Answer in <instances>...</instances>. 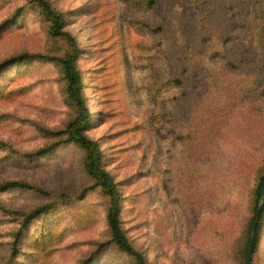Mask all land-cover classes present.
I'll return each instance as SVG.
<instances>
[{
	"label": "trees",
	"instance_id": "obj_1",
	"mask_svg": "<svg viewBox=\"0 0 264 264\" xmlns=\"http://www.w3.org/2000/svg\"><path fill=\"white\" fill-rule=\"evenodd\" d=\"M90 7L103 34L123 25V51L109 54L107 67L100 69V82L110 89L107 101L125 105L135 98L144 104L141 121L122 120L121 131L125 134V128L132 126L149 132L150 127L156 129L154 123L165 122L174 136L171 170H176L182 196L196 204L204 198L208 207H216L224 198L219 195L224 186L212 181L209 165L219 152L222 132L235 123L236 114L247 103L264 92V0H98ZM26 13L42 24L41 40L55 48L59 44V48L54 54V50L24 52L0 63V91L9 69L45 61L62 74L66 98L75 112L64 130H43L49 141L41 149L25 151L0 139V197L16 190L41 191L32 183L6 176L10 168L24 169L32 159L76 150L86 188L74 198L83 206L89 192L97 191L104 199L107 230L106 239L99 240L96 250L77 264H92L106 249L122 264H154L148 252L133 243L124 225L127 200L107 166L111 154L89 135L99 117L91 112L83 93L84 76H88L80 67L84 43L69 29L68 12L57 7L55 0H25L4 20L2 29L16 25ZM119 44L118 39H111L107 50L117 49ZM118 114L123 118V112ZM5 121L0 108V122ZM32 139L37 140V135ZM148 149L157 150L156 143ZM258 172L254 186L231 196L243 200L248 190L253 205L245 234L234 250L233 264H247L250 245L252 264H264V208L254 229L264 186V160L253 170V177ZM61 196L65 201L72 199L68 194ZM7 206L0 198V224L7 234L0 237V264H21L26 257L27 229L50 213L54 204L45 202L25 212Z\"/></svg>",
	"mask_w": 264,
	"mask_h": 264
},
{
	"label": "rangeland",
	"instance_id": "obj_2",
	"mask_svg": "<svg viewBox=\"0 0 264 264\" xmlns=\"http://www.w3.org/2000/svg\"><path fill=\"white\" fill-rule=\"evenodd\" d=\"M97 1L55 0L57 7L68 12L69 29L84 43L80 67L88 76H84L83 93L91 112L99 117L89 135L112 156L107 166L127 200L124 225L133 243L147 251L154 264H233L234 250L245 234L253 205L248 190L243 200L231 196L257 183L260 170L254 177L253 170L264 160V92L247 103L236 114L235 123L222 132L219 152L209 165L212 181L224 186L219 194L224 198L214 208L208 207L204 198L197 199L196 204L192 198L182 196L176 170H171L174 136L165 122L154 123L156 129L150 127L149 132L132 126L125 128V134L121 131L122 120L141 121L144 104H138L135 98L125 105L107 101L110 89L100 82V69L107 67L109 54L123 51L124 33L123 25L109 34L101 32L89 13ZM24 4L25 0H0V63L24 52L54 50V54L59 48V44L55 48L41 40L42 24L28 13L16 25L2 29L4 20ZM111 39H118L120 44L117 49L107 50ZM65 87L60 71L45 61L9 69L0 91V108L6 119L0 122V139L25 151L43 148L49 141L43 130H64L75 112ZM113 106L118 108L113 110ZM118 112H123V118ZM16 131L25 134L19 136ZM35 134L37 140L32 139ZM151 143H156L157 150L148 149ZM5 175L43 191L8 192L0 197L7 209L25 212L45 202L54 204L50 213L27 229L26 257L21 264H77L96 250L99 240L106 239L104 199L97 191L89 192L83 206L74 198L86 188L78 151L66 149L57 155L35 158L24 169L12 167ZM62 194L72 199L65 201ZM88 216L89 220L82 222ZM5 235L0 224V237ZM92 264L122 263L106 249Z\"/></svg>",
	"mask_w": 264,
	"mask_h": 264
},
{
	"label": "water",
	"instance_id": "obj_3",
	"mask_svg": "<svg viewBox=\"0 0 264 264\" xmlns=\"http://www.w3.org/2000/svg\"><path fill=\"white\" fill-rule=\"evenodd\" d=\"M260 197H261L260 198L261 199V204H260L257 220H256L255 225H254V229L256 228V225L258 223L259 215H260L262 209L264 208V186L261 189V196ZM251 248H252V246L250 245V247L248 249V254H247V264H252V261H251Z\"/></svg>",
	"mask_w": 264,
	"mask_h": 264
}]
</instances>
